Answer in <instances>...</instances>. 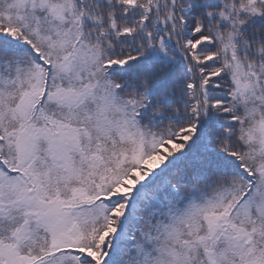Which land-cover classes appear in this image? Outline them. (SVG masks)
<instances>
[{"label":"snow or ice","instance_id":"6c2138e0","mask_svg":"<svg viewBox=\"0 0 264 264\" xmlns=\"http://www.w3.org/2000/svg\"><path fill=\"white\" fill-rule=\"evenodd\" d=\"M0 264H264V0H0Z\"/></svg>","mask_w":264,"mask_h":264}]
</instances>
